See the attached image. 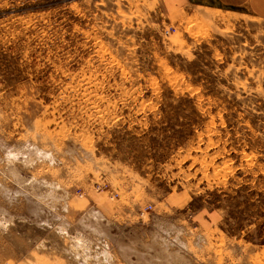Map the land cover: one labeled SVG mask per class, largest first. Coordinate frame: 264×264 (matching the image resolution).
Masks as SVG:
<instances>
[{"label": "rangeland", "instance_id": "374dc122", "mask_svg": "<svg viewBox=\"0 0 264 264\" xmlns=\"http://www.w3.org/2000/svg\"><path fill=\"white\" fill-rule=\"evenodd\" d=\"M0 0V264H264V17Z\"/></svg>", "mask_w": 264, "mask_h": 264}, {"label": "crops", "instance_id": "0c3cea01", "mask_svg": "<svg viewBox=\"0 0 264 264\" xmlns=\"http://www.w3.org/2000/svg\"><path fill=\"white\" fill-rule=\"evenodd\" d=\"M165 2L171 10L178 6L184 7L194 5L198 7H210L217 9H227L230 11H243L254 13L257 16L264 17V0H161Z\"/></svg>", "mask_w": 264, "mask_h": 264}]
</instances>
